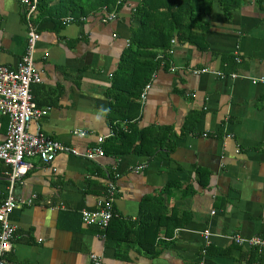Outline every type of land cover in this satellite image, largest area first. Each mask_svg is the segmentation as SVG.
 <instances>
[{
  "label": "crops",
  "instance_id": "crops-1",
  "mask_svg": "<svg viewBox=\"0 0 264 264\" xmlns=\"http://www.w3.org/2000/svg\"><path fill=\"white\" fill-rule=\"evenodd\" d=\"M154 1L159 12H178ZM141 2L124 0L108 23L102 22L107 10L70 16L61 25L33 15L40 82L31 92L48 110L41 132L80 153L103 137L105 154L95 161L59 154L51 165L28 159L32 168L13 189L15 236L2 264H93L91 256L102 264H264L263 254L230 240L264 238V83L258 82L264 78V0H235L227 10L214 0L192 23L202 40L172 38L175 43L158 52L149 88L133 101L138 113L130 125L111 123L112 107L136 113L112 86ZM185 13L178 20L191 28ZM29 33L22 1L0 0V66L16 68ZM7 126L0 115V143ZM36 130L32 122L29 131ZM144 130L138 154L133 149ZM5 172L0 203L9 186ZM110 182L116 217L107 230L85 226L82 211L97 209Z\"/></svg>",
  "mask_w": 264,
  "mask_h": 264
},
{
  "label": "built area",
  "instance_id": "built-area-1",
  "mask_svg": "<svg viewBox=\"0 0 264 264\" xmlns=\"http://www.w3.org/2000/svg\"><path fill=\"white\" fill-rule=\"evenodd\" d=\"M21 1L25 7V19L30 25L27 48L16 68L10 69L0 66V115L8 120L6 138L4 142L0 143V160L9 168L4 173L8 179L9 186L7 187L5 198L0 203V258L4 252L9 250L10 242L15 236V227L9 221L10 214L18 206L13 196V189L14 185L32 168L28 159L38 158L43 164L51 165L59 154L72 155L88 161H95L105 154L102 148L105 139L103 137L98 138L96 146L80 153L75 149L51 140L41 132L39 121L47 115L48 110L38 107L31 93V86L40 82L39 75L34 70V50L39 40V35L31 26L32 17L37 8V1ZM119 1L121 2L122 0ZM103 10L106 11L105 8ZM115 16V13L109 12L102 17V22L108 23L114 20ZM68 19H65L66 23L69 22ZM171 43L174 44L175 41L171 40ZM170 67L172 71L175 69L173 66ZM189 71L193 74L210 72L208 69H191ZM212 73L222 76V74L217 72ZM258 82L264 83V78L258 80ZM255 83L257 81H253V84ZM148 88L146 86L145 90ZM144 96L145 93L142 94V98ZM32 122H36L37 127L34 133L29 131ZM84 135L83 133L79 134L81 137ZM143 168L144 166L140 165L134 171L139 172ZM116 192L114 183L110 182L104 201L98 205L97 209L92 212L82 211V223L85 226H97L102 230L107 229L110 221L116 217L113 209ZM208 237L209 234L205 233V241ZM230 240L237 246H246L258 254L264 255V238H243L235 235L230 236ZM208 247L209 244L206 241L202 252L204 255ZM90 259L93 264H102L101 260L96 256H91Z\"/></svg>",
  "mask_w": 264,
  "mask_h": 264
},
{
  "label": "trees",
  "instance_id": "trees-1",
  "mask_svg": "<svg viewBox=\"0 0 264 264\" xmlns=\"http://www.w3.org/2000/svg\"><path fill=\"white\" fill-rule=\"evenodd\" d=\"M36 1L37 8L35 14H37V18L41 20L51 19L55 24L61 25L63 19L70 16L73 17V20H79L81 18H86L91 13L101 12L104 8L108 12H111L114 9L118 10V8L122 6L124 0L121 2L119 0ZM217 1L226 10L236 7L233 3L235 0ZM213 4L214 0H165V4L163 5H168L172 10L178 11L177 13H173L174 11H172L168 14L163 12V10L159 12L160 9H158V3L154 0H143V2L135 8L131 19L134 28L130 38V46L124 53L123 59L120 62L112 89L115 90L114 95L116 93V96L123 94L125 99V104L123 106H127L128 108L134 107L136 113L129 114L126 111L119 112V109L112 107V110L109 112L111 123L118 120H124L130 125L133 118L138 113L137 106L133 101L139 98L140 93L148 84L152 71L156 69L158 65V60L156 59L158 52L166 50L170 45L171 39L174 37L180 42H192L198 38L202 40L203 37L198 34L197 25L195 26L192 23L197 22V20L202 17L200 15L208 13L213 7ZM181 12H183L184 15L186 14L185 12H189V22H191L189 27L191 28H188V25L186 26V24H183L182 21L178 20V15ZM168 17H172L173 22L172 24L166 23L168 26H165L163 22L167 21ZM117 90H119V94H117ZM123 106L122 108H124ZM117 113L120 115H117ZM126 133L127 132H123L121 135L125 137ZM147 133L148 131L146 130L140 133L142 137H140V140L138 141L139 143L136 144L135 149H133L134 152L138 154L142 152V149L144 148L143 138L147 136ZM167 135L168 132L164 134L165 139ZM128 136L129 135H127V137ZM158 145L161 146V142H159ZM136 147H139V149L136 150ZM143 154L146 153L143 152ZM8 170L9 169L4 165L3 161L0 160V171L4 172ZM113 220L114 218L110 221V224ZM140 230H145L144 226L139 228L138 231ZM124 239L125 237L118 238L116 239V242H121ZM206 253H209V248L206 249ZM254 255H256L255 252L251 251L250 256L253 257Z\"/></svg>",
  "mask_w": 264,
  "mask_h": 264
},
{
  "label": "water",
  "instance_id": "water-1",
  "mask_svg": "<svg viewBox=\"0 0 264 264\" xmlns=\"http://www.w3.org/2000/svg\"><path fill=\"white\" fill-rule=\"evenodd\" d=\"M0 264H2V263L0 262Z\"/></svg>",
  "mask_w": 264,
  "mask_h": 264
}]
</instances>
